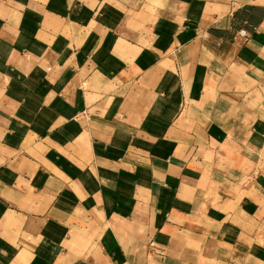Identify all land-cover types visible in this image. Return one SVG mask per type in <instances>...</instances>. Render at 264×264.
Returning <instances> with one entry per match:
<instances>
[{"label":"crops","instance_id":"obj_1","mask_svg":"<svg viewBox=\"0 0 264 264\" xmlns=\"http://www.w3.org/2000/svg\"><path fill=\"white\" fill-rule=\"evenodd\" d=\"M0 264H264V0H0Z\"/></svg>","mask_w":264,"mask_h":264},{"label":"built area","instance_id":"obj_2","mask_svg":"<svg viewBox=\"0 0 264 264\" xmlns=\"http://www.w3.org/2000/svg\"><path fill=\"white\" fill-rule=\"evenodd\" d=\"M238 33H239L240 35H246V31H245V29H239V30H238Z\"/></svg>","mask_w":264,"mask_h":264}]
</instances>
